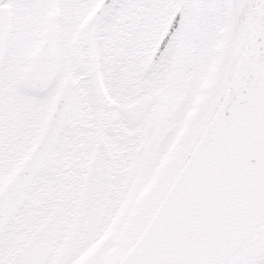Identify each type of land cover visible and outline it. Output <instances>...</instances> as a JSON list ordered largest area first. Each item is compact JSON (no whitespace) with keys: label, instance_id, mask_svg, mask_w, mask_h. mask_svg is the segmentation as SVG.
<instances>
[{"label":"snow or ice","instance_id":"1","mask_svg":"<svg viewBox=\"0 0 264 264\" xmlns=\"http://www.w3.org/2000/svg\"><path fill=\"white\" fill-rule=\"evenodd\" d=\"M0 264H264V0H0Z\"/></svg>","mask_w":264,"mask_h":264}]
</instances>
